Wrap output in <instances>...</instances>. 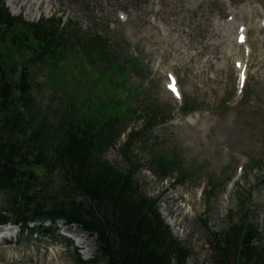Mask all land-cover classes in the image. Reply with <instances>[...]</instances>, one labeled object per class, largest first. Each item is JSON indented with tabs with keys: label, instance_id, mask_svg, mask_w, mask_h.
<instances>
[{
	"label": "rangeland",
	"instance_id": "1",
	"mask_svg": "<svg viewBox=\"0 0 264 264\" xmlns=\"http://www.w3.org/2000/svg\"><path fill=\"white\" fill-rule=\"evenodd\" d=\"M2 1L9 11L8 0ZM48 1L38 15L29 13L33 14L30 19L25 18L28 6L22 5L24 0L13 3L20 9L18 14L9 12L31 23L60 18L68 29L76 28L84 37L106 31L111 44H120L128 59L125 73L117 77L109 71L106 75L124 82V91L111 97L115 103L123 100L118 106L123 114L129 106L131 113L103 159L121 169L133 164L142 191L159 199L161 217L186 247L187 264H214L209 233L223 232L242 219L256 228L264 242V14L257 12L263 11V0L240 3L246 17L239 29L229 33V27H222V38L212 36L205 51L200 44H191L192 32L205 22L202 15L190 22L174 17L167 24L156 18L157 0H149L147 9L136 12L127 5H112L111 0ZM80 60L77 55L63 66L65 76L76 80L85 106L100 91L94 87L84 98ZM241 73L243 88L238 83ZM170 75L176 80L173 92L167 88ZM96 78L91 73L89 81ZM31 79L39 84L32 91L36 104L56 106L59 95L52 93L47 73L34 68ZM185 101L196 110L183 116ZM147 107H157L159 113L168 115V121L145 130ZM160 152L180 162L184 177L178 170L165 180L157 177L151 160ZM249 158L262 163L250 167ZM169 218L174 226L167 222ZM74 228L86 234L82 246L71 238ZM14 232L9 240L0 241V264H76L78 257L87 261L95 254V236L63 221L30 233ZM229 259L235 264L231 252Z\"/></svg>",
	"mask_w": 264,
	"mask_h": 264
},
{
	"label": "trees",
	"instance_id": "2",
	"mask_svg": "<svg viewBox=\"0 0 264 264\" xmlns=\"http://www.w3.org/2000/svg\"><path fill=\"white\" fill-rule=\"evenodd\" d=\"M108 40L62 27L60 18L28 23L11 16L0 0V223L62 220L94 235L93 258L78 257L76 264H187L186 247L161 217L159 199L142 191L133 164L121 169L103 159L131 113L112 101V93L124 91V82L114 79L128 60ZM77 54L100 72L88 94L94 87L100 92L85 106L60 83L63 64ZM34 67L60 85L53 111L36 104ZM191 109L185 102L183 113ZM145 111V129L166 121L156 107ZM151 164L159 179L174 170L185 175L166 152ZM209 234L214 264H230V252L235 264H264V242L246 220Z\"/></svg>",
	"mask_w": 264,
	"mask_h": 264
},
{
	"label": "bare ground",
	"instance_id": "3",
	"mask_svg": "<svg viewBox=\"0 0 264 264\" xmlns=\"http://www.w3.org/2000/svg\"><path fill=\"white\" fill-rule=\"evenodd\" d=\"M24 1L26 2L22 5L28 6V9H26L28 10L25 16L26 19H30L33 16V14L38 15L40 12V8L41 7L43 8L45 4L47 5L49 4L48 0H24ZM249 1L250 0H157L156 3L159 7L156 8L158 10L156 11L153 10V11L156 14V18H160L161 20H164L167 24H170V22L174 20V17H180V18L183 17L184 19L190 22L191 20L199 19L200 16L202 15L205 22L200 23L199 29L195 28V31H193L191 34L194 37L191 36L190 37L192 39V43H191L192 45L200 44V47H202V49H204L205 51V49L208 48V44H209L208 40L212 38V36L218 35V37H221L220 29H222V27L223 28L229 27L228 28L229 33L231 32V29L232 30L237 28L239 29V26L241 24L240 22L244 21V18L246 17L245 8L243 6H242L243 8L240 7L241 6L240 3L242 4V2H249ZM7 2L10 11L13 14H18L20 12L19 8L13 7V3H15V0H8ZM114 2H116L117 6L127 5L136 12L141 9H147L148 7L145 5H147L149 0H111L112 5ZM257 12L264 14V9L263 11L257 10ZM29 13H33V14L29 15ZM236 19L238 20L237 24H236ZM248 19L251 20L252 19L251 16H249ZM215 20H217V22H215ZM204 35L207 37V39ZM236 35L238 37L240 35V32H238ZM236 35L234 36V38H236ZM167 222L173 226L175 225V221L172 218H169ZM72 233L73 235L71 236V238H74L78 246H82L85 243L84 237L86 234L77 228H74ZM93 250L94 248L92 245L88 253L89 254L92 253Z\"/></svg>",
	"mask_w": 264,
	"mask_h": 264
}]
</instances>
